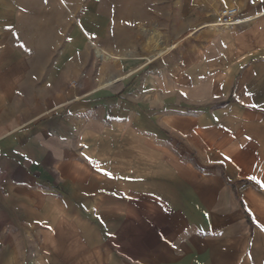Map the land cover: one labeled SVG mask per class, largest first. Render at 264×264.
Masks as SVG:
<instances>
[{
	"label": "crops",
	"instance_id": "crops-1",
	"mask_svg": "<svg viewBox=\"0 0 264 264\" xmlns=\"http://www.w3.org/2000/svg\"><path fill=\"white\" fill-rule=\"evenodd\" d=\"M63 3L0 0V264H264V0L102 58Z\"/></svg>",
	"mask_w": 264,
	"mask_h": 264
},
{
	"label": "rangeland",
	"instance_id": "rangeland-1",
	"mask_svg": "<svg viewBox=\"0 0 264 264\" xmlns=\"http://www.w3.org/2000/svg\"><path fill=\"white\" fill-rule=\"evenodd\" d=\"M178 1L179 0H93L94 15H101L112 20L109 27L103 29L104 35L101 29H99L100 33H98L100 39L104 36L103 38L108 40L112 49L107 50L103 47L98 41V36H90L87 42L94 52V55H97L99 58L112 56V54L117 55L116 45L118 38H120L119 30L124 28L129 30L127 33L131 35V43L134 44L135 40L137 45L142 46L144 49H149L150 46H156V49L160 50L165 46L164 44H166L167 32L168 39L171 38L173 26L174 43L179 44L183 36L180 26L183 23L184 17L180 5L177 4ZM63 2L66 5H70L73 3V0H63ZM84 2H86V0H78L79 5ZM136 17L139 19L137 26L134 27L127 23V21L133 20ZM124 20L126 22L123 23ZM144 28L149 29L150 32L148 31V33L145 34ZM121 37L124 39L123 34ZM162 39L165 41L164 43ZM98 57L96 58L99 61ZM77 81L79 80L77 79ZM79 83L81 84L80 81Z\"/></svg>",
	"mask_w": 264,
	"mask_h": 264
},
{
	"label": "built area",
	"instance_id": "built-area-1",
	"mask_svg": "<svg viewBox=\"0 0 264 264\" xmlns=\"http://www.w3.org/2000/svg\"><path fill=\"white\" fill-rule=\"evenodd\" d=\"M240 10L237 6H224L221 7L215 14L214 23L218 26L226 27L237 22ZM73 86L77 87L81 85L79 81L73 80L71 83Z\"/></svg>",
	"mask_w": 264,
	"mask_h": 264
}]
</instances>
